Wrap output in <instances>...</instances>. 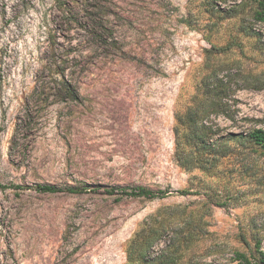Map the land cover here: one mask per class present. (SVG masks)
Returning a JSON list of instances; mask_svg holds the SVG:
<instances>
[{
	"label": "rangeland",
	"instance_id": "rangeland-1",
	"mask_svg": "<svg viewBox=\"0 0 264 264\" xmlns=\"http://www.w3.org/2000/svg\"><path fill=\"white\" fill-rule=\"evenodd\" d=\"M91 4L0 0V264H141L136 246L157 236L150 264L264 254L260 150L231 147L212 172L185 169L173 133L175 113L223 75L230 100L209 118L215 137L264 128L256 0ZM96 4L100 39L86 31ZM136 186L166 196L119 189Z\"/></svg>",
	"mask_w": 264,
	"mask_h": 264
},
{
	"label": "trees",
	"instance_id": "trees-1",
	"mask_svg": "<svg viewBox=\"0 0 264 264\" xmlns=\"http://www.w3.org/2000/svg\"><path fill=\"white\" fill-rule=\"evenodd\" d=\"M97 0H85V12L88 11L92 2ZM257 6L253 14V19L257 23L264 24V0H256ZM101 6L98 4L94 7L96 11L90 18L91 25L86 26V31L95 38H102L98 29L101 24L99 11ZM93 13V12H92ZM229 78L221 76L220 79H211L205 84L206 99L199 101L196 105L188 107L182 112L175 113V124L173 126L174 133V148L176 160L181 168L185 169H200L206 172H212L217 167L219 160L230 150L231 147L237 149L251 148L254 152L260 150L264 156V128H253L246 134L231 133L229 135L216 138L218 132L214 130V126L208 123L211 116L225 114L229 102ZM63 89L70 98H76L73 90L66 84H63ZM208 105L206 106V103ZM264 123V121H263ZM239 151V150H238ZM5 186L0 184V190ZM41 193H56L57 188L52 185H36L34 188ZM121 192L128 193L133 197H142L146 199L162 198L166 196L165 192H152L145 187L136 186L130 188H119ZM74 192L73 189L69 190ZM111 193V192H110ZM179 193H185L180 191ZM159 237L145 241L142 246H136V259L141 261V264H150L148 255L146 254L151 243L158 240ZM133 250V243H131ZM258 249V246L256 247ZM258 257L255 259L249 258L245 253L235 252V260L240 264H264V254L257 252ZM148 259V260H147ZM160 264H171L167 257V253L161 254L159 258Z\"/></svg>",
	"mask_w": 264,
	"mask_h": 264
}]
</instances>
